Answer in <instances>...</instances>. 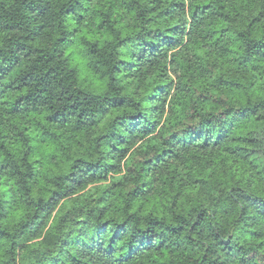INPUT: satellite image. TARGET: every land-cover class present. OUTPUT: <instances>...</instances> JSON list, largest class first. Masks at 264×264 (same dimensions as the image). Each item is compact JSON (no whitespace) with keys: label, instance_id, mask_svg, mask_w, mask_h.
Returning a JSON list of instances; mask_svg holds the SVG:
<instances>
[{"label":"clouds","instance_id":"clouds-1","mask_svg":"<svg viewBox=\"0 0 264 264\" xmlns=\"http://www.w3.org/2000/svg\"><path fill=\"white\" fill-rule=\"evenodd\" d=\"M36 2L0 0L4 55L39 33L59 73L0 95V264H264V0H223L224 21L217 0L195 18L190 0L163 18L158 0ZM26 54L0 92L42 74Z\"/></svg>","mask_w":264,"mask_h":264},{"label":"trees","instance_id":"trees-1","mask_svg":"<svg viewBox=\"0 0 264 264\" xmlns=\"http://www.w3.org/2000/svg\"><path fill=\"white\" fill-rule=\"evenodd\" d=\"M167 3V7L162 8V5ZM191 7H192V16L193 18L199 16H203L206 13H209L213 10V4L209 3L208 0H190ZM218 4V11L215 12L214 19H218L221 21H224L227 19L225 16V12L227 9L224 6L223 0H217ZM185 7H188L187 4H184L182 0H158L157 7H154L152 9L153 12H156L159 17H169L175 10H182ZM30 11H36V14L38 16H41L43 18L44 15L48 12V5L46 3H43L42 0H39V2L34 3L33 5L29 6ZM73 11V9L69 8L65 14H70ZM251 27V25H249ZM43 28V26H41ZM179 27V25H173L171 28L168 29L169 32H174L175 28ZM5 31H14V28L12 26H7ZM215 31H219L221 34L226 33L228 30L224 27H221L219 25L216 26ZM40 34L39 33H33L30 36L22 37L21 39L24 41L23 43L16 42L14 40L9 41V51L7 55H4L3 51L0 50V56H3V59L0 60V81L7 80L8 77L12 76L14 72H16L17 67L20 63L19 57L13 55L14 52H21L25 51L27 54L25 56V59H27L29 56L36 55L37 57V65L38 67L35 69L37 72H41L42 74L37 78L35 75H33L32 71L27 72L26 74H20L17 73L12 80L11 83H6L3 85V90L0 92V95H6L10 91L20 92L21 90H24L29 87L30 84L33 82L39 81V84H50L52 81L56 80L57 76L59 75L57 68L53 66L54 61L52 58L51 53L46 51L44 48L35 47L34 45L37 43V41L40 40ZM92 38L88 37V40L90 41ZM62 41H57V43H61ZM95 47V46H93ZM251 47L257 51H259L260 48H264V29H258L254 33V39L252 41ZM230 51V49H223L221 52V58L223 60L224 56ZM196 57L197 59L200 58H207L209 53L205 50L203 46L198 47L195 49ZM65 57L69 55V52L63 53ZM246 59V58H245ZM77 63L79 62V58H77ZM241 63H244V60H241ZM224 72L227 74L228 72V64L225 62L223 64ZM86 75V71H85ZM219 83L223 86H227L230 84H234V88H227L225 87L226 92H234L237 91L239 88L243 87L242 84H236L234 81L230 80H220ZM96 88L100 87L99 82H97L94 85ZM44 87H36L34 88L31 93L26 94L24 96H17L15 100L13 101V112H16L18 109V106L22 103H27L30 99L33 103L36 102V99L39 98L40 95H42L45 92ZM7 103V101H5ZM86 108L80 109L78 120L83 116V112L86 111ZM261 110L260 105L252 104L251 107H242L237 108L234 111L241 113V119H246L248 117L244 116V113H255L257 111ZM59 115V114H57ZM119 118V117H118ZM231 119H235V116L233 115ZM55 117H49L48 122L52 123L54 122ZM257 122L259 123V118L257 119ZM98 139H103V137H98ZM45 151L48 153H53L54 147L51 145L45 146ZM7 168L6 165L0 166V171H4ZM28 179H32V174H28ZM83 191V190H81ZM88 191H91L89 188ZM39 242V240H38Z\"/></svg>","mask_w":264,"mask_h":264}]
</instances>
